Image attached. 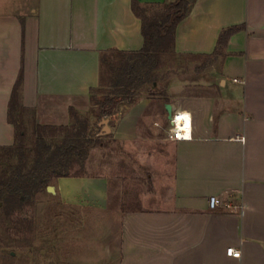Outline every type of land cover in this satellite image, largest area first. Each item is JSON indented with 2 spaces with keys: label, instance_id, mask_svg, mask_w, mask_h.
<instances>
[{
  "label": "crops",
  "instance_id": "0c3cea01",
  "mask_svg": "<svg viewBox=\"0 0 264 264\" xmlns=\"http://www.w3.org/2000/svg\"><path fill=\"white\" fill-rule=\"evenodd\" d=\"M167 1L137 0L148 13ZM131 2L0 0V147L14 141L7 107L21 65L27 128L65 126L70 108L93 115L100 52L142 48ZM237 26L208 77H173L155 96L142 90L107 118V134L97 123L105 166L100 158L89 163L92 148L88 176L54 181L61 204L80 214L106 212L111 192L118 202L126 191L130 202L144 203L121 212L107 258L92 247L80 264H264V0H194L176 27L174 51L210 55L220 32ZM183 118L191 139L169 140V127ZM211 196L231 208L211 210Z\"/></svg>",
  "mask_w": 264,
  "mask_h": 264
},
{
  "label": "trees",
  "instance_id": "16d2710c",
  "mask_svg": "<svg viewBox=\"0 0 264 264\" xmlns=\"http://www.w3.org/2000/svg\"><path fill=\"white\" fill-rule=\"evenodd\" d=\"M193 1L168 0L158 10L148 13L137 0H132V12L141 22L143 45L135 52L116 49L100 52L98 87L89 92V105L96 109L99 119L113 117L121 104H134L145 86L157 84L158 73L172 64L205 58L209 60V65L202 67L205 69L225 58L228 40L242 26L222 30L210 55L175 54L176 27L189 13ZM22 83L21 65L7 107L14 141L10 146L0 147V217L4 231L17 237L32 227L19 214L34 207L36 197L51 182L85 177L89 151L101 144L95 138L97 133L90 131L88 118L73 108L69 109L67 125L40 126L33 122L29 132L23 120L27 109L21 104ZM8 246L0 236V248Z\"/></svg>",
  "mask_w": 264,
  "mask_h": 264
},
{
  "label": "rangeland",
  "instance_id": "374dc122",
  "mask_svg": "<svg viewBox=\"0 0 264 264\" xmlns=\"http://www.w3.org/2000/svg\"><path fill=\"white\" fill-rule=\"evenodd\" d=\"M208 63L209 60L198 58L197 60L188 59L179 64H172L158 73L160 79L157 81V88L154 89L153 86L147 85L143 92L146 96H155L161 92L164 84L173 77L179 79L203 77L205 79L208 77L209 67L205 69L202 67ZM218 65L217 63L216 69ZM93 111L94 113L91 115V110H88L89 117L86 113L84 115L89 120L90 131L98 135L100 130L96 126L97 123L107 119L108 116L99 119L96 109ZM28 131L31 132V127H28ZM95 138L98 137L95 136ZM100 142V145L94 147L95 154L90 156L89 163L100 158L101 163L105 166L108 162L104 148L107 141L100 139ZM86 162L85 169H87ZM85 171L86 176H88L90 173ZM90 172L93 175L96 171L90 169ZM50 186L53 189L54 181L51 182ZM129 195L125 191V194L121 196V202H118V197L111 192L106 212L93 213L86 210L80 214L79 209L62 205L54 190L52 192L45 190L36 197L34 207L27 208L19 214L31 223V230H28L26 234L18 237L12 236L11 233L8 234L4 231L5 224L3 225V218L0 217V236L3 242L10 245L0 248V264H80L78 259L92 247L102 248V252L106 254L107 258L113 245L117 243L116 236L121 212L144 204L137 201L136 203L130 202L131 196ZM133 201L135 200L133 199ZM10 255L11 259L9 258Z\"/></svg>",
  "mask_w": 264,
  "mask_h": 264
},
{
  "label": "built area",
  "instance_id": "2783aa9c",
  "mask_svg": "<svg viewBox=\"0 0 264 264\" xmlns=\"http://www.w3.org/2000/svg\"><path fill=\"white\" fill-rule=\"evenodd\" d=\"M168 139L171 141H187L191 139V127L189 120L181 119L178 123L170 126L168 129ZM208 207L215 210L219 207L231 208L229 204L224 203L222 199L217 196H211L208 199ZM227 255L233 258L240 257V251L234 248L227 249Z\"/></svg>",
  "mask_w": 264,
  "mask_h": 264
},
{
  "label": "water",
  "instance_id": "95a60500",
  "mask_svg": "<svg viewBox=\"0 0 264 264\" xmlns=\"http://www.w3.org/2000/svg\"><path fill=\"white\" fill-rule=\"evenodd\" d=\"M165 109L167 110L168 113H170V105H166ZM107 123H108V119H104V120L101 121V125L103 126L102 133H101L102 135L108 133ZM46 190L48 192H52L53 191L51 186H48Z\"/></svg>",
  "mask_w": 264,
  "mask_h": 264
}]
</instances>
